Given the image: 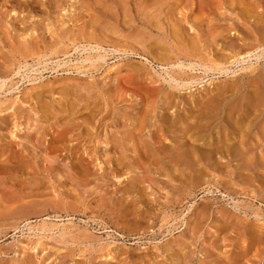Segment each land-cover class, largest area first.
I'll list each match as a JSON object with an SVG mask.
<instances>
[{"label":"rangeland","instance_id":"374dc122","mask_svg":"<svg viewBox=\"0 0 264 264\" xmlns=\"http://www.w3.org/2000/svg\"><path fill=\"white\" fill-rule=\"evenodd\" d=\"M263 82L264 0H0V264H264Z\"/></svg>","mask_w":264,"mask_h":264},{"label":"bare ground","instance_id":"6f19581e","mask_svg":"<svg viewBox=\"0 0 264 264\" xmlns=\"http://www.w3.org/2000/svg\"><path fill=\"white\" fill-rule=\"evenodd\" d=\"M192 44H193V43H192ZM87 61H88V60H87ZM220 69H221V68H220ZM257 79H258V78H257ZM258 80H259V79H258ZM259 81H260V80H259ZM263 83H264V82H263ZM263 83H262V84H263ZM260 91H261V90H260ZM263 100H264V99H263ZM255 101H256V100H255ZM257 101H258V100H257ZM192 143H193V142H192ZM204 148H205V147H204ZM158 156H159V155H158ZM165 157H166V156H165Z\"/></svg>","mask_w":264,"mask_h":264}]
</instances>
